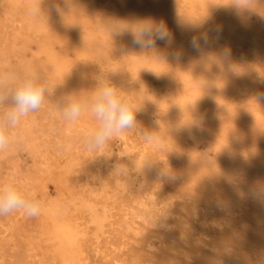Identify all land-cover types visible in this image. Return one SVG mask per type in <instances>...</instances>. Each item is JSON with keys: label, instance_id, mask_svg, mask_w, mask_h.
<instances>
[{"label": "rangeland", "instance_id": "1", "mask_svg": "<svg viewBox=\"0 0 264 264\" xmlns=\"http://www.w3.org/2000/svg\"><path fill=\"white\" fill-rule=\"evenodd\" d=\"M55 1L53 13L61 24L46 25L43 35L20 16L11 19L0 4V76L36 75L56 87L40 111L12 131L19 141L0 153V184L26 187L43 202L38 217L21 212L0 217V264H264V246L255 237L248 240L243 230L246 220L264 211V134L248 128L264 125V0L260 6L254 0H81L95 11L93 21L102 17L134 26L167 18L176 30L173 47L158 40V46L142 49L117 39L102 56L87 44L68 50L67 7ZM152 1L157 5L147 15L142 9ZM201 33L208 40L197 51L190 40ZM100 77L139 107L137 128L90 151L84 141L97 125L92 114L85 111L71 124L57 106L73 94L86 99ZM26 124L37 133L40 153L16 137ZM187 156L234 181L225 187L219 180L207 195L178 186L174 170ZM118 165L126 171L117 173ZM232 195L242 202L234 205Z\"/></svg>", "mask_w": 264, "mask_h": 264}, {"label": "clouds", "instance_id": "2", "mask_svg": "<svg viewBox=\"0 0 264 264\" xmlns=\"http://www.w3.org/2000/svg\"><path fill=\"white\" fill-rule=\"evenodd\" d=\"M120 34H123L121 32ZM132 43L142 49H152L156 41L172 42V34L163 22L141 21L130 29ZM206 34L193 35L190 45L199 51L200 42L207 43ZM177 57L181 53L175 54ZM54 88L41 80L39 76L19 77L14 74L0 76V153L7 151L13 144L12 131L17 129L30 114L40 111L53 93ZM62 118L75 123L85 111H89L97 125L85 136L88 150L96 151L108 145L118 134L137 128L136 107L122 91L107 79L100 77L97 86L85 99L80 95H69L63 98L62 106H57ZM145 139L148 133L144 132ZM124 166L118 165L116 172L122 174ZM43 202L37 193L15 183L0 184V217L16 212L25 216L38 217Z\"/></svg>", "mask_w": 264, "mask_h": 264}, {"label": "bare ground", "instance_id": "3", "mask_svg": "<svg viewBox=\"0 0 264 264\" xmlns=\"http://www.w3.org/2000/svg\"><path fill=\"white\" fill-rule=\"evenodd\" d=\"M46 3L43 5V3L41 4L40 0H2V2H0L1 4V7H3V10H5L9 15H10V18L13 19L15 15H18L20 16L25 22H27V26L28 28H30L31 30H33L34 32L36 33H39L41 32L42 35L43 33H45V28H46V25H49L51 23H59L61 24V19L54 16L56 14H59V13H53V9L56 7V1L55 0H45ZM151 1V0H150ZM240 1V0H239ZM242 1V0H241ZM43 2V1H42ZM227 2V1H226ZM233 2V1H232ZM192 3V2H191ZM201 3V2H200ZM221 3V2H220ZM251 3V2H250ZM254 5L256 6H260L262 4V0H254ZM206 4V2H205ZM227 4V3H226ZM233 4V3H232ZM143 5V3H142ZM146 5V4H145ZM157 4L152 1V2H148L146 6H144V8L142 9L144 12H146L147 15H151L153 12H154V9H155V6ZM183 5V4H181ZM215 5V4H214ZM59 6H65L67 7V15L64 13V26H65V29L69 31V43L71 44L72 47L68 48V50H71L74 48V44H87L91 47H93V49H95L98 53V55L100 54L101 56L103 54H105V50L107 47H112V43H114V40L116 41L117 39H119V42L120 44H126V43H132V36L130 34V29L133 26V24H130V23H127V22H124V21H115L113 23H106L102 17H100L98 20L96 21H93L92 17H93V13L95 12L94 10L91 9V7H88L86 4H84L81 0H78V1H75V0H60V5ZM207 6V5H206ZM219 6V5H218ZM233 6V5H232ZM185 7V6H184ZM231 7V6H230ZM61 8V9H62ZM232 8V7H231ZM60 9V8H59ZM94 9V8H93ZM105 10V9H103ZM209 10V8H208ZM239 10V9H237ZM99 11V9H98ZM56 12H57V9H56ZM106 12V11H105ZM231 12V11H230ZM140 13V12H139ZM212 13V12H211ZM103 14V13H102ZM118 14V13H117ZM161 14L163 15V13L161 12ZM4 15V14H3ZM96 14H94L95 16ZM99 15V14H98ZM114 15V14H113ZM105 16V15H104ZM116 16V15H115ZM121 16V15H120ZM136 16V15H135ZM96 17V16H95ZM109 17V16H108ZM130 17V16H129ZM163 17V16H162ZM182 17V16H181ZM63 18V17H62ZM94 18V17H93ZM136 18V17H135ZM178 18V17H177ZM230 18V17H229ZM97 19V17H96ZM121 19V18H120ZM133 20V18H131ZM95 20V18H94ZM130 20V19H129ZM154 20V19H153ZM137 21V20H136ZM24 22V23H25ZM109 22V21H108ZM112 22V21H111ZM135 22V21H134ZM177 22V21H176ZM9 23V22H8ZM13 25L14 22H12ZM139 23V22H138ZM163 23L167 26L168 30L170 31V33L172 34V42L169 44L167 42H164V41H161V42H164L166 45L169 46H172L174 45L173 43L176 41L175 39L177 38V35H176V30L171 26L170 22H168L167 18H164L163 20ZM185 23V22H184ZM10 24V23H9ZM18 24V23H17ZM62 24V25H63ZM177 24V23H175ZM53 25V24H52ZM4 26V25H3ZM54 27H56L54 25ZM229 27V25H228ZM5 28V27H4ZM60 28V27H59ZM188 28V27H187ZM55 29V28H54ZM53 29V30H54ZM12 30V29H11ZM52 30V29H51ZM50 30V31H51ZM57 30V29H56ZM25 31V29H24ZM23 31V32H24ZM29 31V30H28ZM49 31V32H50ZM65 31V30H64ZM27 32V31H26ZM120 32H123V34H120ZM17 33V32H15ZM14 33V34H15ZM54 33V32H53ZM48 34V32H47ZM118 34V36H116ZM19 35V34H18ZM41 35V34H40ZM63 35V34H62ZM17 36V35H16ZM55 36V35H52V37ZM60 36V35H59ZM26 37V36H25ZM42 37V36H41ZM219 37V36H218ZM222 37V36H221ZM16 38V37H15ZM21 38V37H20ZM27 38V37H26ZM64 38V37H63ZM66 38V37H65ZM6 39V38H5ZM29 39V38H27ZM35 39V38H34ZM55 39V38H54ZM61 39V38H60ZM24 40V39H23ZM53 40V39H52ZM65 40V39H64ZM29 42V41H28ZM43 42V41H42ZM41 42V43H42ZM46 42V41H45ZM157 42V41H156ZM161 42L159 44H161ZM16 43V42H15ZM27 43V42H26ZM54 43V42H53ZM163 43V45H164ZM178 43V42H177ZM180 43V42H179ZM13 44V43H12ZM43 44V43H42ZM46 44V43H45ZM133 44V43H132ZM28 45V44H26ZM62 45V44H61ZM86 45V46H87ZM128 45V44H127ZM162 45V44H161ZM20 46V45H19ZM34 47L36 46L33 45ZM43 46V45H42ZM120 46V45H119ZM135 46V45H133ZM158 46V45H156ZM181 46V45H180ZM17 47V46H16ZM39 47V46H38ZM45 47V46H43ZM123 47V46H122ZM121 47V48H122ZM128 47V46H127ZM130 47V46H129ZM173 47V46H172ZM48 48V47H47ZM77 48V47H76ZM125 48V47H124ZM133 48V47H132ZM137 48V47H136ZM160 48V46H159ZM192 48V47H191ZM19 49V47H18ZM17 49V50H18ZM32 49V48H31ZM126 49V48H125ZM128 49V48H127ZM131 49V48H130ZM139 49V48H138ZM164 49H168V48H164ZM28 50V49H27ZM35 50V49H34ZM78 50V49H77ZM86 50V49H85ZM121 50V49H120ZM156 50V49H155ZM163 50V49H162ZM172 50V49H171ZM30 51V50H29ZM33 51V50H32ZM41 51V50H40ZM72 51V50H71ZM110 51V50H109ZM127 51V50H126ZM12 52V51H11ZM34 52V51H33ZM83 52V51H82ZM88 52V51H87ZM85 51V54L87 53ZM94 52V51H93ZM92 52V53H93ZM120 52V51H119ZM137 49H134V51L132 50L131 53L133 54H137ZM171 52V51H169ZM190 52V51H189ZM13 53V52H12ZM15 53V52H14ZM91 53V52H89ZM87 53V54H89ZM96 53V52H95ZM130 53V54H131ZM168 53L167 51H165V54ZM17 54V53H15ZM23 54V53H22ZM47 54V53H46ZM108 54V53H107ZM121 54H122V51H121ZM124 54V53H123ZM126 54V53H125ZM124 54V56H125ZM154 55H156L155 53H152ZM164 54V55H165ZM18 55V54H17ZM48 55V54H47ZM50 55V53H49ZM79 55V54H78ZM82 55V54H81ZM90 55V54H89ZM109 55V54H108ZM127 55V54H126ZM142 55V54H141ZM153 55V56H154ZM167 55V54H166ZM165 55V56H166ZM86 56V55H85ZM94 56V55H93ZM99 56V58L101 57ZM138 56V54H137ZM143 56V55H142ZM141 56V57H142ZM49 57V56H48ZM96 56H94L95 58ZM111 57V55H110ZM122 57V56H121ZM128 57V56H127ZM140 57V58H141ZM123 58V57H122ZM125 58V57H124ZM129 58V57H128ZM133 58V57H132ZM131 58V59H132ZM144 58V57H142ZM104 59V58H103ZM109 59V58H108ZM107 59V61H108ZM151 59V58H150ZM24 60V59H23ZM100 60V59H99ZM113 60V58H112ZM118 60H119V57H118ZM130 60V59H129ZM152 60V59H151ZM29 61V60H28ZM101 61V60H100ZM115 61V60H114ZM113 61V63H114ZM120 61V60H119ZM135 61V59H134ZM137 61V59H136ZM135 61V62H136ZM138 61H139V56H138ZM137 61V63H138ZM141 61V60H140ZM22 62V61H21ZM26 62V61H25ZM50 63V62H49ZM103 63V62H102ZM106 63V62H105ZM110 63V61H109ZM122 63V62H121ZM124 63V62H123ZM131 63V62H130ZM116 65H118L116 62H115ZM113 64V65H115ZM126 64H127V61H126ZM125 64V65H126ZM62 65V64H61ZM104 65V64H103ZM123 65V64H121ZM106 66V64H105ZM128 66V65H127ZM126 66V67H127ZM131 66V64H130ZM134 66V64H133ZM139 66V65H138ZM103 67V66H102ZM105 68V67H104ZM107 68V66H106ZM111 68V67H110ZM115 68V67H114ZM159 68V67H158ZM157 68V69H158ZM109 69V68H108ZM154 69V68H153ZM132 70V69H131ZM134 70V69H133ZM110 72V71H109ZM153 72V70H152ZM162 72V71H161ZM154 73V72H153ZM152 74V73H151ZM154 75V74H153ZM107 76V75H106ZM114 76V74H113ZM117 76V75H116ZM147 77V76H146ZM205 77V76H204ZM145 78V77H144ZM181 78V77H180ZM146 79V78H145ZM205 79V78H204ZM186 80V78H185ZM144 81V79H143ZM210 81V80H209ZM145 82V81H144ZM198 84V83H197ZM212 85V84H211ZM54 89H56V87H54ZM64 92V91H63ZM60 94V93H59ZM58 94V95H59ZM57 95V94H56ZM60 95H63V94H60ZM57 97L55 96V99ZM59 98V97H58ZM64 98V97H63ZM215 101V100H214ZM192 102V101H191ZM57 103V102H56ZM198 103V102H197ZM53 104V103H52ZM62 105V103H61ZM181 106V105H180ZM184 108V107H183ZM182 110V109H181ZM200 110V109H199ZM179 111V110H178ZM226 113V112H225ZM257 115V114H256ZM31 116V115H30ZM191 116V115H190ZM33 118V117H32ZM259 118V117H258ZM256 118V119H258ZM194 119V118H193ZM222 119V118H221ZM248 119V118H247ZM255 119V117H254ZM34 120V119H33ZM223 120V119H222ZM238 120V119H237ZM260 120V119H258ZM190 121V120H188ZM244 121V120H243ZM248 121V120H246ZM256 121V120H255ZM26 122V121H25ZM28 122V121H27ZM33 122V121H32ZM35 122V121H34ZM250 122V121H249ZM31 123V121H30ZM252 122H250L251 124ZM23 124V123H21ZM29 124V123H28ZM34 123H32L33 125ZM72 124V123H71ZM244 124V122L242 123ZM249 124V123H248ZM264 124V123H262ZM36 125V124H35ZM198 125V124H197ZM247 125V124H246ZM22 126V125H21ZM27 126V124H26ZM30 126V125H28ZM25 127L23 126V128H19L18 129V132L16 134V137H19V139H21V141L23 142V145H24V148L27 147L31 150V152L33 153H40V150L42 149V146L40 147L38 145V142L36 140L37 137H35L33 134L35 132V130H33V128H30V127ZM20 127V126H19ZM187 127V126H185ZM248 127V126H247ZM264 125H261L259 123H255V124H252L251 126H249L248 128H250V131L251 133L253 134H264ZM174 129V128H173ZM178 129V128H177ZM200 129V128H199ZM231 129V128H230ZM195 130V129H194ZM186 131V130H185ZM15 132V131H14ZM13 132V133H14ZM175 132V131H174ZM184 132V131H183ZM188 132V131H187ZM195 132V131H194ZM219 132V131H218ZM11 133V135L13 134ZM36 133V132H35ZM190 133V132H188ZM37 134V133H36ZM42 134V133H41ZM58 134V133H57ZM177 134V133H176ZM175 134V135H176ZM194 134L196 135H200L201 132L197 131L195 132ZM15 135V134H14ZM39 135V134H38ZM37 135V136H38ZM171 135V134H170ZM184 135V134H183ZM187 135V134H186ZM195 135V136H196ZM181 136V135H180ZM190 136V135H189ZM192 136V135H191ZM226 140H224L225 142L228 141L227 140V137L226 135H224ZM187 137V136H186ZM166 138V137H165ZM175 139V137H173ZM220 138V137H219ZM259 138V137H258ZM55 139V138H54ZM173 139V140H174ZM238 139V138H237ZM18 138H16V140H13V141H16L17 142ZM39 140V139H38ZM230 140V139H229ZM257 139H255L256 141ZM262 140V139H261ZM19 141V140H18ZM163 141V140H162ZM170 141H171V138H170ZM182 141V140H181ZM180 141V142H181ZM20 142V143H22ZM237 142V141H235ZM253 142V141H252ZM257 142V141H256ZM18 143V144H20ZM41 143V142H40ZM176 143V142H175ZM220 143V142H219ZM241 143V142H240ZM249 144V142H247ZM254 143V142H253ZM22 145V146H23ZM222 145V144H221ZM234 145V144H233ZM252 145V144H251ZM20 146V145H18ZM180 146V145H179ZM231 146V145H230ZM248 146V145H247ZM246 146V147H247ZM258 146V145H256ZM262 146V145H261ZM21 147V146H20ZM46 147V146H45ZM228 147V146H227ZM233 147V146H231ZM230 147V148H231ZM242 147V146H241ZM223 149V147H221ZM250 148V147H248ZM229 149V147H228ZM240 150V148H238ZM243 150V148H241ZM254 149V148H253ZM261 149V148H260ZM11 150V149H10ZM16 150V149H15ZM14 150V151H15ZM180 151H183L181 149H179ZM230 150V149H229ZM247 150V148H246ZM259 153L260 150L256 149ZM225 151V150H223ZM244 151V150H243ZM250 151V150H249ZM254 151V150H253ZM45 152V151H44ZM234 152V151H233ZM264 152V151H262ZM239 153V152H238ZM243 153V152H241ZM247 153V151H246ZM180 153H178L179 155ZM229 154V153H228ZM244 154V153H243ZM242 154V155H243ZM181 155V154H180ZM233 155V153H232ZM250 155H252V153H250ZM249 155V156H250ZM255 155H257L255 153ZM261 155V153H260ZM24 156V155H23ZM239 158H241L242 156L238 155ZM237 156V157H238ZM264 156V155H262ZM184 157V156H183ZM201 157V156H200ZM233 157V156H232ZM236 157V156H235ZM72 158V157H71ZM246 158V157H245ZM253 158V157H251ZM251 158H248L247 160L251 159ZM258 158V157H256ZM68 159V158H67ZM226 159V158H225ZM233 159V158H232ZM231 159V160H232ZM260 159V158H259ZM176 160V159H175ZM245 160V159H244ZM257 160V159H256ZM255 160V161H256ZM259 161V160H257ZM262 161H264V158H262ZM176 162V161H175ZM178 162V160H177ZM240 162V160H239ZM238 162V164H239ZM246 162V161H245ZM252 162V161H251ZM222 163V162H221ZM226 163V162H225ZM230 163V162H229ZM243 163V162H242ZM240 163V164H242ZM260 163V162H259ZM177 164V163H175ZM223 164V163H222ZM251 164V163H250ZM254 164V163H253ZM257 164V163H255ZM261 164V163H260ZM63 165V164H62ZM228 167L230 166L229 164H227ZM258 165V164H257ZM172 166V165H171ZM213 166V165H212ZM237 166V165H236ZM245 166V164H244ZM242 166V167H244ZM253 166V165H252ZM262 166V164H261ZM70 166H68L67 168L69 169ZM175 167V166H174ZM219 167V166H218ZM233 166H231L230 168H232ZM240 167V165H239ZM247 167V165H246ZM264 167V166H262ZM66 168V169H67ZM223 168V167H222ZM226 168V167H225ZM234 168V167H233ZM245 168V167H244ZM55 168H53L54 170ZM67 169V170H68ZM236 169V168H235ZM238 169V167H237ZM48 170V169H47ZM66 170V172H67ZM233 170V169H232ZM247 170H248V167H247ZM246 170V171H247ZM55 171V170H54ZM63 171V170H62ZM139 171L145 175H149L150 174V170L149 168H146V167H142V166H139ZM226 171V170H225ZM230 171V170H229ZM238 171V170H237ZM242 171V170H241ZM65 172V171H64ZM65 172V173H66ZM169 172V170H168ZM51 173V172H50ZM59 174V172H57ZM56 173V175H57ZM153 173V172H152ZM174 173L176 174L175 176L177 177L178 180L175 181V183L178 184V186H181V187H184V188H187V189H190L192 191H198L200 192L201 194L203 195H207L209 194V192L211 190H213V188H217V185L216 183L220 180L223 184L222 186H230V181H232L233 179L230 177V174H216V173H213L210 171V166L209 164L206 162V161H203V160H198L197 158L195 157H192V156H187L185 157L184 159H182V161L179 163V165L176 167V169L174 170ZM255 173V172H254ZM41 174V173H40ZM62 174V172H61ZM64 174V173H63ZM62 174V175H63ZM246 174V173H245ZM248 174V172H247ZM246 174V175H247ZM60 175V174H59ZM153 175V174H152ZM261 175V174H260ZM259 175V176H260ZM50 176V175H48ZM53 176V174H52ZM67 176V175H66ZM167 176V174H166ZM60 177V176H58ZM65 177V176H64ZM237 177V176H236ZM244 177V176H242ZM40 178H42L40 176ZM63 178V177H62ZM66 178V177H65ZM172 178V176H171ZM170 178V179H171ZM248 178V176H247ZM39 179V178H38ZM168 179V178H167ZM232 179V180H231ZM237 180V178H235ZM262 180V179H261ZM3 181V180H2ZM170 181V180H169ZM234 181V180H233ZM239 181V180H238ZM237 181V182H238ZM244 181V180H242ZM27 182V181H26ZM64 182V180H63ZM240 182H241V179H240ZM253 182H255L253 180ZM19 183V182H18ZM37 183V182H36ZM45 183V182H44ZM219 183V182H218ZM38 184V183H37ZM72 184V183H71ZM236 184V183H235ZM238 185V184H237ZM236 185V186H237ZM37 186V185H36ZM242 186V185H241ZM39 187V186H38ZM70 187V186H69ZM240 187V186H239ZM242 188V187H240ZM238 189V188H237ZM239 190V189H238ZM242 190V189H241ZM232 191H234L232 189ZM235 192V191H234ZM239 192V191H238ZM243 192V190H242ZM241 192V193H242ZM196 193V192H195ZM231 194V193H229ZM244 194V193H243ZM197 195V194H196ZM215 195V194H214ZM233 196V195H232ZM241 196V195H240ZM249 196V195H248ZM220 198V197H219ZM231 200V199H230ZM242 200V198L240 199L239 195H234L233 196V204L235 205L234 202H240ZM57 201V200H56ZM231 201V202H232ZM242 202V201H241ZM56 203V202H55ZM73 204V203H72ZM232 204V206H234ZM56 206V205H55ZM264 206V205H262ZM58 208V207H57ZM56 208V209H57ZM61 208V207H60ZM262 209V208H261ZM258 210V209H257ZM255 211V210H254ZM256 214V213H255ZM242 215V214H241ZM243 218V217H242ZM252 219V218H251ZM56 221V220H55ZM230 222V221H229ZM243 226V224L241 225ZM69 230V228H68ZM243 230L244 232H246V235L248 237V240H252V238H257V241H256V244H258L259 246H264V211H262L261 214H259L256 219L254 218L253 221H247L245 222V225L243 227ZM242 232V231H241ZM70 235V234H69ZM61 237V235H60ZM63 237V236H62ZM69 237V236H68ZM66 238V237H65ZM60 239V238H59ZM62 239V238H61ZM238 240V239H237ZM63 241V240H62ZM70 242V241H69ZM239 242V241H238ZM72 243V242H71ZM251 243V242H250ZM62 244V243H61ZM247 244V243H246ZM73 245V243H72ZM74 246V245H73ZM255 247V246H254ZM61 248V247H60ZM73 248V247H71ZM258 248V247H257ZM244 249V247H243ZM62 251V250H61ZM69 252V251H68ZM74 260V259H73ZM66 261V260H65ZM66 263V262H65ZM75 263V262H74Z\"/></svg>", "mask_w": 264, "mask_h": 264}]
</instances>
